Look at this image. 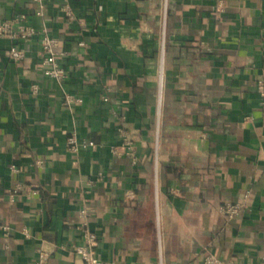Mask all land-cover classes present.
<instances>
[{
  "label": "crops",
  "instance_id": "crops-1",
  "mask_svg": "<svg viewBox=\"0 0 264 264\" xmlns=\"http://www.w3.org/2000/svg\"><path fill=\"white\" fill-rule=\"evenodd\" d=\"M70 3L72 20L61 0L41 14L0 0V23L45 30L67 69L62 85L42 75L38 34L19 62L0 39V264L41 248L48 264H82L69 250L82 209L104 264H264V0ZM72 133L94 147L72 155ZM16 185L36 194L10 199ZM235 203L239 218L218 213Z\"/></svg>",
  "mask_w": 264,
  "mask_h": 264
},
{
  "label": "built area",
  "instance_id": "built-area-1",
  "mask_svg": "<svg viewBox=\"0 0 264 264\" xmlns=\"http://www.w3.org/2000/svg\"><path fill=\"white\" fill-rule=\"evenodd\" d=\"M38 7V14H41L46 7L47 0H33ZM62 1V12L67 20H72L71 3L70 0ZM39 35V66L42 75L62 85L67 77V69L61 63L65 54L58 50V40L50 37L45 30L37 32L31 26L26 24V18L23 15H17L11 20L3 21L0 23V39H7L11 41L9 48V57L14 62L22 61L28 50L20 48L19 43H28L33 37ZM82 46V44H80ZM159 89L162 85V74L159 78ZM258 90L260 95L259 106L264 115V86L261 82L258 83ZM33 94L36 92V86L31 87ZM82 100L78 97H74L69 94L64 95L63 105L66 107H72L73 105L80 104ZM160 104V93H159ZM122 152L117 153L118 156L125 158L132 166L137 164L136 152L131 139L128 134L123 130H118ZM94 147L93 142L87 140H80L75 133H72L67 139V150L72 155H78L83 151H87ZM156 164V162H155ZM15 171V169H12ZM36 191L30 187L16 185L9 193V198L12 199L15 195H34ZM243 212L242 204H224L218 207V213L228 219L239 218ZM80 215L83 218V222L78 227L79 230V243L71 244L69 250L74 255L78 256L82 264H104L97 249H96V235L92 232L88 226V219L90 217V211L82 209ZM0 231L3 236H8L9 228L6 226H0ZM26 235V232L23 231ZM49 251L46 249H38L36 257L32 264H48ZM204 264H232L231 262L221 261L217 259L213 254L208 253L204 259Z\"/></svg>",
  "mask_w": 264,
  "mask_h": 264
}]
</instances>
